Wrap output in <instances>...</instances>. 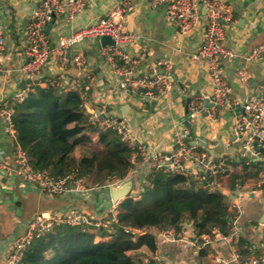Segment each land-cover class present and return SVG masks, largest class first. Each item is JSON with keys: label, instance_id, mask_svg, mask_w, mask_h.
<instances>
[{"label": "built area", "instance_id": "1", "mask_svg": "<svg viewBox=\"0 0 264 264\" xmlns=\"http://www.w3.org/2000/svg\"><path fill=\"white\" fill-rule=\"evenodd\" d=\"M136 1L119 0L104 18L52 42L46 35V25L64 12L67 13L68 19H72L85 8L87 0H39L32 11L29 23L21 33L20 57L23 64L19 72L25 78L34 79L35 84L40 86L44 81L43 69L49 61L57 60L61 66H65L74 48L107 37L112 44H101L100 54L119 76L116 90L121 93L128 91L148 101L163 98L172 83L171 62L156 60L148 75L135 76L134 69L138 59L131 58L125 53L126 47L134 43L136 35L126 30L123 23L134 12ZM150 6L153 9L163 6L165 21L174 27L179 35L186 36L195 28H201V43L195 53L188 55L187 59L191 65H202L201 71L209 83L208 92L200 93L194 100L188 102L184 123L175 125L172 129L171 150L154 152L151 156L145 148L137 145L127 121L110 114L105 105H101L98 111H93L88 120L101 129L113 131L117 138L128 146L131 154L141 150L146 156L145 173L141 180L143 187H140V191L132 187L128 196L139 198L141 191L147 186L146 179L155 174H162L167 177L176 175L187 177L195 182L197 189L219 192L225 197V201L227 199V215L224 217L227 226L230 227L227 235L221 234L217 228L210 234H200L194 228L192 219L187 217L177 227L169 226L161 231L154 230L152 233L156 243L164 240L179 242L191 245L196 253L219 242L228 243L231 250L229 259L212 255L210 259L213 264H264V224L258 227L259 244L247 247V255H243L237 247L238 236L241 234L237 225L242 210L240 200L255 196L251 190L253 186L264 188V173L259 170L257 180L248 178L237 181L231 190L225 191L218 178L229 175L231 159L221 154L210 155L205 149L200 151L199 145L196 144L199 140L193 139L185 127V123L195 120L200 114L214 120L221 114L229 112L231 138L226 146L237 144V153L240 159L244 160L245 166L264 164V82L260 84L256 93L234 101L230 99L231 88L223 77L222 63L235 57L226 40L227 28L234 23L231 5L225 0H150ZM4 53L5 38L3 31L0 30V73L7 74L9 69L4 68ZM146 53L147 51L143 50L141 57ZM74 61L83 69L85 59L81 55L74 57ZM245 61L248 64L264 62V41L250 49ZM48 83H55L53 86L57 88L61 86V83L55 81ZM25 96L26 93L17 95L16 101L22 100ZM204 101L209 102L210 107H204ZM12 115V106L0 107V117L5 130L7 134L15 137ZM29 157L19 145L13 146L10 153H0V172L2 176L17 177L24 185L48 197L89 202L94 191L106 193L112 187H119L129 179L128 175L124 179L107 178L103 184L88 187L87 177L78 169H73L62 176H54L47 170L35 169L30 164ZM189 164L198 165L203 172L202 175H190L187 171ZM121 200L113 203L112 199H105L107 206L98 209L94 215H90L87 209L78 210L70 207L33 214L25 221L22 232L9 243L3 264H20L30 244L51 233L59 225L101 227L112 233L113 225L117 223V206ZM124 231L128 232L127 229ZM175 258H161L156 255L155 260L163 264H183L181 260Z\"/></svg>", "mask_w": 264, "mask_h": 264}, {"label": "crops", "instance_id": "2", "mask_svg": "<svg viewBox=\"0 0 264 264\" xmlns=\"http://www.w3.org/2000/svg\"><path fill=\"white\" fill-rule=\"evenodd\" d=\"M118 1L87 0L85 8L72 19H68L67 13L64 12L47 28L48 23L45 27L46 35L52 42H56L58 38L70 35L104 18ZM225 1L231 5L234 20L233 25L227 28L226 40L235 57L222 63V71L225 81L231 88L230 99L235 101L256 93L260 84L264 82V62L248 64L245 61L250 49L264 41V0ZM38 2L39 0H0V30L3 31L5 38L4 68L9 69L7 74L0 73V107L12 106L18 98L17 95L23 93L27 95L32 87L52 86L62 95L69 91H77L83 99V108L88 116L93 111H98L101 105H105L110 114L127 121L137 145L145 148L150 156L154 152L170 151L173 143L172 129L175 125L184 123L188 102L209 90L207 77L201 71L202 65H191L187 59L188 55L195 53L201 43V28H195L186 36L179 35L177 30L165 21L163 6L153 9L150 0H137L134 12L124 20V28L136 35L134 43L128 45L125 51L129 57L138 59L134 69L135 76L148 75L156 60L169 61L172 64V83L164 97L156 101L141 99L128 91L121 93L116 90L119 76L103 60L100 54V41L86 42L74 48L65 66H61L57 60L49 61L42 72L44 81L38 86L34 79L25 78L19 72L23 64L20 57L21 33L29 23ZM143 50L147 53L141 57ZM78 55L85 59L83 69L74 61V57ZM48 81L59 82L61 86L57 88L53 86L55 83ZM210 105L206 101L203 103L204 107ZM230 118L229 112L221 114L214 120L200 114L195 120L185 123V127L193 139L204 143V146H199L200 151L205 149L210 155L221 154L229 157L230 165L241 161L244 164V160L240 159L237 153V144L226 146L231 138ZM32 141V136H29L22 143L25 144V148L35 144V153L44 148V144ZM15 145L22 147L16 133L15 137L7 134L0 117V153H10ZM130 160L132 169L128 178L133 183L132 187L140 191L147 158L141 150H136L131 154ZM252 166L254 167L252 175L245 179L257 180L259 170L264 173V164H253L249 167ZM94 167L102 173L107 170L101 156L96 157ZM234 169L235 167L230 169L227 177L218 178L225 191L233 188L235 182H231L230 174L237 172ZM187 171L192 176L193 174L201 176L203 173L195 164H189ZM251 190L255 196L240 200L242 212L237 221L241 232L238 239H244L248 243L246 251L247 247L259 244L258 227L264 224L261 222L264 216V188L253 186ZM108 198L111 199L110 190L106 193L94 191L89 202L48 197L24 185L17 177L2 176L0 172V264H3L9 243L22 232L25 221L33 214L70 207L78 210L87 209L90 215H94L98 209L107 206L105 199ZM225 202L227 205V199ZM151 222L150 231L153 232L158 223L154 212L151 213ZM230 252L228 243L219 242L196 253L191 245L164 240L157 243L154 253L142 248L135 254L146 255L141 264H163L156 262V255L168 259L178 257L175 259L181 260L183 264H213L210 259L212 255H220L228 260ZM137 260L135 261L140 264ZM172 262L174 263L173 260Z\"/></svg>", "mask_w": 264, "mask_h": 264}, {"label": "trees", "instance_id": "3", "mask_svg": "<svg viewBox=\"0 0 264 264\" xmlns=\"http://www.w3.org/2000/svg\"><path fill=\"white\" fill-rule=\"evenodd\" d=\"M12 110L17 140L35 169L54 176L78 169L87 177L88 187L105 183L106 177L124 179L132 169L128 146L113 131L89 122L77 91L62 95L52 86L32 87L22 100L12 104ZM29 136L44 148L37 153L35 144L25 148L22 142ZM97 156L107 166L104 173L94 167ZM233 165L237 172L230 174L231 182L243 181L254 168L242 161ZM146 180L139 198L127 196L119 202L112 233L101 227L56 226L30 244L20 264H137L133 260L135 252L142 248L151 253L156 250V239L150 231L152 212L158 218L157 231L177 227L188 217L200 234H210L214 228L223 235L230 232L221 193L199 190L194 181L181 175L155 174ZM246 246L248 243L239 238L237 247L243 255H247Z\"/></svg>", "mask_w": 264, "mask_h": 264}, {"label": "water", "instance_id": "4", "mask_svg": "<svg viewBox=\"0 0 264 264\" xmlns=\"http://www.w3.org/2000/svg\"><path fill=\"white\" fill-rule=\"evenodd\" d=\"M53 22H54V19H52L49 22V24L47 25V28L50 27L53 24ZM100 42L103 45H111L112 44L111 41L109 40V38H107V37L101 38ZM196 144L199 146L200 145L204 146V143H202L201 141H198ZM131 187H132V182L130 179H127L119 187H112L110 190V194H111V199H112L113 203H117L120 199L127 197L129 195ZM261 222L264 223V216L262 217Z\"/></svg>", "mask_w": 264, "mask_h": 264}, {"label": "rangeland", "instance_id": "5", "mask_svg": "<svg viewBox=\"0 0 264 264\" xmlns=\"http://www.w3.org/2000/svg\"><path fill=\"white\" fill-rule=\"evenodd\" d=\"M231 163V161L229 162V164ZM236 162H233L231 165H230V168L231 169H233L234 168V166H232L233 164H235ZM235 170V169H234ZM146 185V184H145ZM141 195V194H140ZM241 212H242V210L240 211V213H239V215L241 214ZM241 216V215H240ZM133 257H134V259L135 260H139L140 261V264H141V261H143V260H145V257H146V255L143 253V254H138V255H136L135 253H134V255H133ZM137 260V261H138ZM137 264H139V263H137ZM144 264V263H143Z\"/></svg>", "mask_w": 264, "mask_h": 264}]
</instances>
